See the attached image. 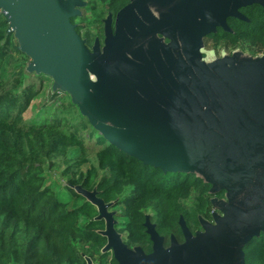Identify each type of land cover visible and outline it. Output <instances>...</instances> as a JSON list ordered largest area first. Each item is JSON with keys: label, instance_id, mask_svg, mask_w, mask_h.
Wrapping results in <instances>:
<instances>
[{"label": "water", "instance_id": "1", "mask_svg": "<svg viewBox=\"0 0 264 264\" xmlns=\"http://www.w3.org/2000/svg\"><path fill=\"white\" fill-rule=\"evenodd\" d=\"M252 4L264 10V0H130L90 48L72 22L86 0H0L28 71L51 77L106 140L211 186L214 222L200 216L193 233L180 216L183 241L166 246L147 216L151 252L125 243L113 203L77 186L105 220L103 252L118 264H246V245L264 233V54L218 56L204 43Z\"/></svg>", "mask_w": 264, "mask_h": 264}, {"label": "trees", "instance_id": "2", "mask_svg": "<svg viewBox=\"0 0 264 264\" xmlns=\"http://www.w3.org/2000/svg\"><path fill=\"white\" fill-rule=\"evenodd\" d=\"M129 1L95 0L92 25L96 28L105 14L115 16ZM251 16L257 26L246 37L264 49L262 7ZM9 26L0 9V264H88V259L118 264L111 252H103L105 220L98 219L97 206L77 186L95 190L108 204L126 199L121 212L126 218L117 220L116 228L131 248L152 251L144 226L149 209L166 244L172 235L183 241L180 216L194 232L199 215L211 210V186L201 178L164 172L120 150L94 129L64 91H51L40 113L25 117L42 94L46 75H39V86L26 83L28 56ZM50 160L67 178L66 196L46 181ZM245 258L246 264H264V233L246 245Z\"/></svg>", "mask_w": 264, "mask_h": 264}, {"label": "flooded vegetation", "instance_id": "3", "mask_svg": "<svg viewBox=\"0 0 264 264\" xmlns=\"http://www.w3.org/2000/svg\"><path fill=\"white\" fill-rule=\"evenodd\" d=\"M87 5H88V2H87ZM258 7H262V6L257 5V4H252V5L240 7L239 11L245 16V19H242V18H239V17H235V16L229 17L227 19V24H228V28L229 29L225 30V29L219 28L218 32L213 33V34L205 37L204 38L205 48L207 50H213L216 53V55H218V56H222L223 53H227L229 55H232L235 50H240V51H242L244 53H247V54H249L251 56H261V55H263L264 54V49L258 43L253 42L251 39L246 37L247 30L248 29L255 30V28L257 26L255 21L253 20V17L251 16V14H252L253 10L257 9ZM262 10H263V7H262ZM82 14H83V11H82ZM109 14H112V13H108V15ZM108 15L105 18H107ZM79 17H82V15L79 16ZM115 17H116V15L113 16V19H115ZM77 18L78 17L73 18L72 22L77 24V30H78V26H80V25L76 22ZM105 18L102 19V21H101L102 25H101L100 28L102 29V32H103V34H102L103 36H102L101 41L98 39L99 36H96L95 38H93L91 36V34L89 33L90 31H87L86 37H83V35L81 34V31L83 30V28L80 29V33L78 32L81 35V37L83 39H85L86 44L90 48H92L94 46V44H95L97 39L99 40L101 46H103V44H104V32H105L104 31V28H105L104 20H105ZM113 26H114V22H113ZM248 46L251 49H252L253 46H254V48L252 50H247L246 47H248ZM222 192H223L222 195L225 196V191L222 190ZM211 209L212 210H210V211H211V216H212L213 212L215 211V209L212 206V204H211ZM114 213H115V219H116V212H114ZM200 216H202V215H199V217ZM202 217L205 218V216H202ZM199 227H200V230H203L200 221H199ZM145 230H146V228H145ZM196 231H198V230H195L193 233H195ZM165 244H166V240H165ZM169 244H170V240H169L168 244H166V246L169 245Z\"/></svg>", "mask_w": 264, "mask_h": 264}, {"label": "rangeland", "instance_id": "4", "mask_svg": "<svg viewBox=\"0 0 264 264\" xmlns=\"http://www.w3.org/2000/svg\"><path fill=\"white\" fill-rule=\"evenodd\" d=\"M86 1L88 2V5L82 9L83 11L82 17H78L76 22L81 27H83V30L81 31V34L83 35V37H86L87 31H90L89 33L91 34L93 38H95L96 36H99L98 39L101 41L103 32H101L100 27L102 23L99 22V25L97 26L98 28L97 27L95 28V26L92 25L93 24L92 20L95 18V15L91 11V8L95 4V0H86ZM101 9L102 7H98V11ZM107 15L108 14H105L104 16H102V18L101 16L99 18H101V21H102V19H104ZM246 48L247 50H252L254 46L252 47V49L249 46ZM29 62H30V58L28 57L25 63L26 67L28 66ZM5 68L7 71L8 63L6 64ZM39 75L40 74H37V73H31L30 75L26 76V79H25L26 83L35 82L39 86L40 85ZM43 86L44 87L42 88L43 89L42 94L38 96V98L34 101L32 107L30 108V110L25 114V117L27 119L36 117L38 113H40L39 110H41V108L43 107L44 102L47 101V99L50 97L51 91L54 92L53 91V79L51 77L49 76L44 77ZM89 145H92V144H89ZM46 167H47L46 168V181L49 184L51 183L52 185H57L58 191H62V194L66 196L67 193L64 192L63 186L67 184V178L61 175V170H62L61 167L53 160H50L47 163ZM217 197L225 198L224 195H217ZM125 204H127L126 199L121 198L120 202L114 203L110 207L111 211L116 212V220L122 221V219L126 218V216H123L121 214L122 209ZM146 213L148 216H150L152 215L153 212L149 209L147 210ZM205 218L213 222L211 211L205 215ZM196 230H200V227H198ZM94 264H98V262H94Z\"/></svg>", "mask_w": 264, "mask_h": 264}]
</instances>
